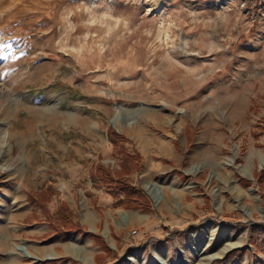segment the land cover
I'll return each instance as SVG.
<instances>
[{
  "label": "rangeland",
  "instance_id": "374dc122",
  "mask_svg": "<svg viewBox=\"0 0 264 264\" xmlns=\"http://www.w3.org/2000/svg\"><path fill=\"white\" fill-rule=\"evenodd\" d=\"M0 144V264H264V0H0Z\"/></svg>",
  "mask_w": 264,
  "mask_h": 264
},
{
  "label": "trees",
  "instance_id": "16d2710c",
  "mask_svg": "<svg viewBox=\"0 0 264 264\" xmlns=\"http://www.w3.org/2000/svg\"><path fill=\"white\" fill-rule=\"evenodd\" d=\"M108 137L111 142L114 144L118 145L120 140H125L126 136L123 134L118 133L114 128H110L108 130ZM120 150L123 152V167L125 170L128 172L129 170V161L135 160L136 157H139L138 154L132 155L130 154L127 149L125 148L124 145H120ZM96 174L94 175V180L93 182H96L97 179H100L104 184L109 185L111 189V194L114 197H118V200L115 202L116 205H120L126 208H138L143 211H150L152 206H151V201L148 198V196L143 192L142 189L134 185L130 180H128L125 176H114L112 171L110 170L109 167H106L105 165L99 163L97 165L96 169ZM99 175V176H98ZM121 175V174H119ZM264 175V172H263ZM98 176V177H97ZM124 194V197L121 198L119 195ZM42 196H45V194H42ZM40 207H43V204L41 201H38ZM61 213L58 212V215H55L57 218L60 216ZM55 216L49 215L51 219H55ZM78 231H82L81 228H78ZM58 234H61L58 232ZM88 234L95 238L99 239L100 236L96 235L93 232H88ZM251 243L255 246L257 251L260 253H264V225H258L256 228L253 229L252 234H251ZM109 248L107 249V251ZM243 256V251H241L238 254V257ZM236 257V251L231 250L229 251L226 256L224 257V260H228ZM49 260L45 261L47 263Z\"/></svg>",
  "mask_w": 264,
  "mask_h": 264
},
{
  "label": "bare ground",
  "instance_id": "6f19581e",
  "mask_svg": "<svg viewBox=\"0 0 264 264\" xmlns=\"http://www.w3.org/2000/svg\"><path fill=\"white\" fill-rule=\"evenodd\" d=\"M41 108L45 109L43 111H40V112H36V114H33L34 117H37V118H41V119H48L50 120V122L52 124H54V120L57 119L58 115L56 114V112H52L51 111V107H47L46 104L42 105ZM42 110V109H41ZM50 110V111H49ZM46 111V112H45ZM49 111V112H48ZM66 116V115H65ZM65 118H70V115L66 116ZM32 131V130H31ZM1 145V144H0ZM146 188L148 189V191L152 194V196L156 199L157 203L160 202V200L163 198V188L161 187V185H158L154 182H151V183H147L146 184ZM123 218H127L126 217V214H121ZM87 246V245H86ZM235 245H229L227 247H225L222 251V253H226L229 249H231L232 247H234ZM20 249L22 251H24L26 254H28L29 256H32L33 254L25 247V246H21ZM215 256H218V253L214 255ZM220 256V255H219Z\"/></svg>",
  "mask_w": 264,
  "mask_h": 264
},
{
  "label": "built area",
  "instance_id": "2783aa9c",
  "mask_svg": "<svg viewBox=\"0 0 264 264\" xmlns=\"http://www.w3.org/2000/svg\"><path fill=\"white\" fill-rule=\"evenodd\" d=\"M151 254H152L151 256L154 257L158 263H160V264L166 263V261L165 262L162 261L164 257L158 256L156 252L151 253ZM183 260H185V259H184L183 255H182L181 259L178 261V264H183Z\"/></svg>",
  "mask_w": 264,
  "mask_h": 264
},
{
  "label": "crops",
  "instance_id": "0c3cea01",
  "mask_svg": "<svg viewBox=\"0 0 264 264\" xmlns=\"http://www.w3.org/2000/svg\"><path fill=\"white\" fill-rule=\"evenodd\" d=\"M122 212V211H121ZM122 216V215H121Z\"/></svg>",
  "mask_w": 264,
  "mask_h": 264
}]
</instances>
